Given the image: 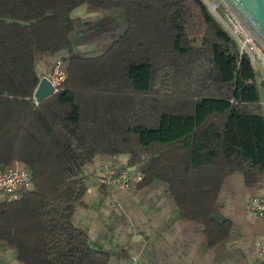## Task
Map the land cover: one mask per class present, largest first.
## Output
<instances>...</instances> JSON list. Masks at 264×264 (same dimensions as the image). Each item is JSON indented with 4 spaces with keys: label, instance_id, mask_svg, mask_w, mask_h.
<instances>
[{
    "label": "trees",
    "instance_id": "16d2710c",
    "mask_svg": "<svg viewBox=\"0 0 264 264\" xmlns=\"http://www.w3.org/2000/svg\"><path fill=\"white\" fill-rule=\"evenodd\" d=\"M81 5L125 18L124 32L96 57L70 41V13ZM55 58L66 80L36 104V62ZM96 155H126L140 185L167 184L208 235L229 175L263 182L255 70L201 0H0V171L20 163L34 185L0 203V243L19 262L107 264L72 224Z\"/></svg>",
    "mask_w": 264,
    "mask_h": 264
},
{
    "label": "crops",
    "instance_id": "0c3cea01",
    "mask_svg": "<svg viewBox=\"0 0 264 264\" xmlns=\"http://www.w3.org/2000/svg\"><path fill=\"white\" fill-rule=\"evenodd\" d=\"M70 18L73 50L85 57L105 52L125 25L124 15L87 5L73 9ZM255 75L260 91L264 70H255ZM259 96L264 111V97ZM127 159L96 155L85 165L84 193L72 217L73 226L92 250L106 256L107 264H129L132 256L142 264H258L264 223L251 217L248 202L264 196V180L247 186L242 173L229 175L215 198L208 235L202 224L187 219L163 182L122 190L99 181L96 171L101 165L124 166Z\"/></svg>",
    "mask_w": 264,
    "mask_h": 264
},
{
    "label": "built area",
    "instance_id": "2783aa9c",
    "mask_svg": "<svg viewBox=\"0 0 264 264\" xmlns=\"http://www.w3.org/2000/svg\"><path fill=\"white\" fill-rule=\"evenodd\" d=\"M235 41L239 55H247L254 70H264V49L251 35L233 11L222 0H201ZM57 93L65 82V63L57 58L42 74ZM96 176L100 182L129 190L142 182V175L134 167H124L117 162L101 165ZM34 188L31 174L20 164L0 171V203H12L21 199L26 191ZM252 218L264 223V196H254L248 202ZM258 264H264V239L257 249ZM129 264H142L137 256H132Z\"/></svg>",
    "mask_w": 264,
    "mask_h": 264
},
{
    "label": "water",
    "instance_id": "95a60500",
    "mask_svg": "<svg viewBox=\"0 0 264 264\" xmlns=\"http://www.w3.org/2000/svg\"><path fill=\"white\" fill-rule=\"evenodd\" d=\"M231 11L239 18L251 35L264 49V0H222ZM38 70L43 71L42 61H37ZM53 88L49 81L41 76L33 93L36 104L43 102L53 96Z\"/></svg>",
    "mask_w": 264,
    "mask_h": 264
},
{
    "label": "rangeland",
    "instance_id": "374dc122",
    "mask_svg": "<svg viewBox=\"0 0 264 264\" xmlns=\"http://www.w3.org/2000/svg\"><path fill=\"white\" fill-rule=\"evenodd\" d=\"M118 13L123 15L122 12H118ZM125 25H126V23H125ZM125 25H124V29H125ZM124 29H122L120 34H122L124 32ZM117 36H119V35H117ZM113 38H117V37H113ZM101 53H103V51H98L97 53H93L96 55H92V56H97V55H100ZM49 65H50V63L45 67V69L43 71H41V73H43L45 70H47L49 68ZM259 92H260L261 96L264 97V88L260 89ZM0 264H22L21 262H19L16 259L15 250L10 248L9 246H7L3 242L0 243Z\"/></svg>",
    "mask_w": 264,
    "mask_h": 264
}]
</instances>
